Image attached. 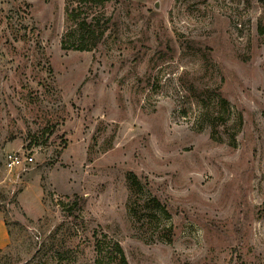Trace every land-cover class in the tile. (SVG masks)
Here are the masks:
<instances>
[{"label": "rangeland", "instance_id": "374dc122", "mask_svg": "<svg viewBox=\"0 0 264 264\" xmlns=\"http://www.w3.org/2000/svg\"><path fill=\"white\" fill-rule=\"evenodd\" d=\"M97 241L264 264L262 0H0V264H95Z\"/></svg>", "mask_w": 264, "mask_h": 264}, {"label": "trees", "instance_id": "16d2710c", "mask_svg": "<svg viewBox=\"0 0 264 264\" xmlns=\"http://www.w3.org/2000/svg\"><path fill=\"white\" fill-rule=\"evenodd\" d=\"M98 1L103 4L105 0ZM262 2H264V0H262ZM65 9L66 18L69 22L73 23L74 30L69 32L68 35H65L62 40V48H66V36L69 37L70 35H75L76 33L79 34V39L78 41L76 40L71 43V48L75 50H86L88 39L98 40L94 25L91 21H87V19L79 18L78 7H73L72 2L68 1ZM155 206L158 205L156 204ZM95 254V264H128L121 246L114 241H110L105 245L104 243L97 241L95 245Z\"/></svg>", "mask_w": 264, "mask_h": 264}, {"label": "built area", "instance_id": "2783aa9c", "mask_svg": "<svg viewBox=\"0 0 264 264\" xmlns=\"http://www.w3.org/2000/svg\"><path fill=\"white\" fill-rule=\"evenodd\" d=\"M32 161V156L20 155L19 153H8L5 156V168L8 171H12L30 165Z\"/></svg>", "mask_w": 264, "mask_h": 264}, {"label": "crops", "instance_id": "0c3cea01", "mask_svg": "<svg viewBox=\"0 0 264 264\" xmlns=\"http://www.w3.org/2000/svg\"><path fill=\"white\" fill-rule=\"evenodd\" d=\"M4 244H5V241H4ZM4 244H3V245H4ZM3 245H2V246H3ZM1 248H2V247H1ZM1 248H0V249H1Z\"/></svg>", "mask_w": 264, "mask_h": 264}]
</instances>
